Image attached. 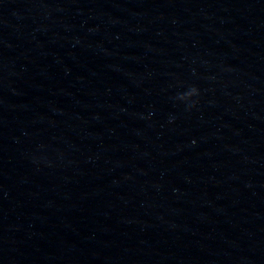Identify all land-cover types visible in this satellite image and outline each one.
Listing matches in <instances>:
<instances>
[{
	"label": "water",
	"instance_id": "1",
	"mask_svg": "<svg viewBox=\"0 0 264 264\" xmlns=\"http://www.w3.org/2000/svg\"><path fill=\"white\" fill-rule=\"evenodd\" d=\"M264 0H0V264H262Z\"/></svg>",
	"mask_w": 264,
	"mask_h": 264
}]
</instances>
